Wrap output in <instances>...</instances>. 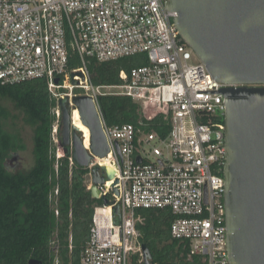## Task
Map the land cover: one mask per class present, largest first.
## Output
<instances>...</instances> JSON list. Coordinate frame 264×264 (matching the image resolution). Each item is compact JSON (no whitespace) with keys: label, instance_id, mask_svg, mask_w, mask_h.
I'll use <instances>...</instances> for the list:
<instances>
[{"label":"built area","instance_id":"built-area-1","mask_svg":"<svg viewBox=\"0 0 264 264\" xmlns=\"http://www.w3.org/2000/svg\"><path fill=\"white\" fill-rule=\"evenodd\" d=\"M166 1L0 0V83L13 86L44 79L57 103L64 95L53 89L82 88L101 118L109 153L93 156L85 167L86 188L92 187L93 168L108 167L114 171L108 184L118 179L119 195L110 192L108 184L97 186L99 199L106 198L110 205L94 208L79 264H130L137 253L143 261L135 227L137 209L170 210L174 216L170 236L184 245L189 260L230 264L223 176L225 105L219 91L238 86L219 83L200 61L191 63L194 52L182 41L173 22L176 14L165 10ZM69 46L87 77L89 58L106 62L142 54L146 63L129 72L121 70L120 85L94 87L88 78L86 85L77 87L67 67ZM104 95L131 98L140 105L145 121L160 116L167 122L168 134L161 138L145 132L139 126L143 123L107 126L98 105V97ZM53 114L51 139L60 146L58 104ZM60 155L56 150V159ZM103 159L108 163L101 164ZM113 202H118L119 217ZM54 214L58 216L57 209ZM49 249L58 264L56 237L49 241Z\"/></svg>","mask_w":264,"mask_h":264},{"label":"trees","instance_id":"trees-1","mask_svg":"<svg viewBox=\"0 0 264 264\" xmlns=\"http://www.w3.org/2000/svg\"><path fill=\"white\" fill-rule=\"evenodd\" d=\"M68 50L67 67L72 73L81 68V61L70 46ZM145 63L142 54L106 62L89 58L86 70L94 87L116 86L121 83V70L129 72ZM78 91L73 90L74 94ZM98 105L107 126L143 123L139 125L142 130L161 138L170 129L160 116L145 121L140 105L129 97L99 96ZM56 107L57 100L44 79L13 86L0 83V264H28L30 260L54 264L49 249L54 237L58 239V264H79L89 240L94 208L102 204L87 190L88 171L73 161L69 148L56 159L51 139ZM19 120L32 129L34 164L28 170L13 171L8 169L7 160L25 149L16 126ZM134 215L139 243L147 247L152 264H200L197 258L189 260L184 245L171 238L174 216L170 210L137 209ZM130 264H144L139 253L131 257Z\"/></svg>","mask_w":264,"mask_h":264},{"label":"water","instance_id":"water-1","mask_svg":"<svg viewBox=\"0 0 264 264\" xmlns=\"http://www.w3.org/2000/svg\"><path fill=\"white\" fill-rule=\"evenodd\" d=\"M165 10L176 14L173 22L182 41L211 75L219 83L238 86L219 91L225 105L226 247L230 264H264V0H167ZM70 81L73 86L86 85L85 70H73ZM54 83L58 85L59 79ZM57 104L60 147L64 151L71 147L73 161L83 168L93 156L106 157L109 146L93 98L64 95ZM74 110L89 130L90 152L82 131L71 125ZM91 172L90 193L99 199L97 186L108 184L114 171L95 167ZM117 183L115 178L108 184L115 196ZM102 203L110 205L106 198ZM111 205L119 217L118 202ZM141 250L144 264H152L147 247L141 245Z\"/></svg>","mask_w":264,"mask_h":264},{"label":"rangeland","instance_id":"rangeland-1","mask_svg":"<svg viewBox=\"0 0 264 264\" xmlns=\"http://www.w3.org/2000/svg\"><path fill=\"white\" fill-rule=\"evenodd\" d=\"M191 63L193 64L199 63V59L197 58L195 54H193ZM70 85L71 84H69V86ZM66 86H68V84H66ZM73 90L66 87L64 89H59V90L53 89V92L59 95H65V94L73 95L74 94ZM77 90H79L78 91L79 94L77 95L87 94L86 90L82 88H77ZM16 126L18 127V130L20 131V134L24 140L25 149L23 151H19L15 156H11L7 160V166H8V169L13 170V171L15 169L28 170L34 164L32 151H31L32 150V139H31L32 129L29 126L24 125L21 120L17 122ZM54 147H55V151L59 149L60 153H62V155L64 154L63 149L60 146H54ZM69 149L71 153L72 152L71 147H69Z\"/></svg>","mask_w":264,"mask_h":264},{"label":"bare ground","instance_id":"bare-ground-1","mask_svg":"<svg viewBox=\"0 0 264 264\" xmlns=\"http://www.w3.org/2000/svg\"><path fill=\"white\" fill-rule=\"evenodd\" d=\"M72 116H73L74 125L83 132L84 146L89 148V139H90L89 130L84 125H82V123L79 119V113L77 110L73 111ZM100 162H101V164H107L108 163V161L106 159L100 160Z\"/></svg>","mask_w":264,"mask_h":264}]
</instances>
